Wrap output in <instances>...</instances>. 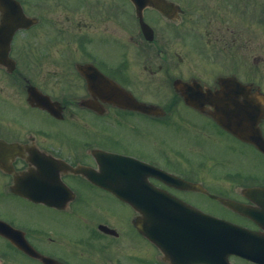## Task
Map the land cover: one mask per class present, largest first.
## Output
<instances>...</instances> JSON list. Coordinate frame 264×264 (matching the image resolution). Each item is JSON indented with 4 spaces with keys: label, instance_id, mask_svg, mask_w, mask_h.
Wrapping results in <instances>:
<instances>
[{
    "label": "flooded vegetation",
    "instance_id": "obj_1",
    "mask_svg": "<svg viewBox=\"0 0 264 264\" xmlns=\"http://www.w3.org/2000/svg\"><path fill=\"white\" fill-rule=\"evenodd\" d=\"M185 1L191 3L189 8L183 4ZM79 11L81 14L76 13ZM141 17L151 31L146 26L143 30ZM261 18H264V0H139V3L135 0H0V79L16 94L15 101L9 96L0 100L30 108L45 117V121L35 126L0 121V144L10 145L0 146V194L66 218L65 222L61 218L40 228L31 222L0 217L22 231L26 241L47 257L29 255L0 234V264H127L125 248L120 250V246L114 248V245L120 241L130 244L131 217L126 216V209L116 217L110 208L105 210L97 201L85 197L84 190L112 196L70 168L100 170L103 163L100 150L148 161L188 181L202 183L223 199L251 207L252 218L209 198L233 214L225 216L229 221L264 233L258 205H264V175L253 172L247 176L250 173L244 174L237 168L228 172L227 164L221 163L215 165L222 168L216 174L217 179L213 178L211 168L203 180L193 179L185 165L149 156L158 147L156 139L147 137L156 136L159 129L148 131L143 124L161 123L163 117L124 110L108 101L112 94L108 86L115 82L140 102L162 106L163 97L170 107L169 114L177 115L179 104L174 99L173 88L177 80L198 82L212 91L231 87L233 81L255 83L246 79L245 70L250 72L247 66L252 63V73L259 75V65L264 64V52L260 53L256 45L257 31L262 26L261 20L264 21ZM97 37L103 42L102 48H92ZM186 42L193 48L187 47ZM244 47L252 56L251 62L243 56ZM154 60L160 62L157 70L152 65ZM171 70L177 72L173 74ZM163 71L167 73L161 83L154 85L153 75ZM166 74L170 87L165 84ZM47 77H54L55 81L46 84ZM94 79L96 85L103 83L104 91L96 87ZM90 81H94V90ZM31 85L43 93L50 109L28 102ZM1 92L0 88L2 95ZM56 111L54 116L52 112ZM205 117L236 146H247L264 160V153L253 144L236 138L209 116ZM80 131L87 133L88 139H79ZM211 136L208 137L212 144H222ZM149 146L153 149L144 153ZM229 147L224 146L231 153H239L232 151V143ZM158 151L162 155L163 150L158 148ZM170 165L176 167L171 171ZM43 167L44 171L38 170ZM34 171L37 173L33 182L43 183L40 188L31 187L35 191L45 188L50 194L53 191L55 197L49 195V202L30 200L18 193L24 190L22 186L14 188L16 177L24 178V174ZM152 181L182 197L183 190L170 188L159 180ZM113 220L120 225L116 226ZM55 224L66 228L55 230ZM67 230L73 233L69 236Z\"/></svg>",
    "mask_w": 264,
    "mask_h": 264
},
{
    "label": "rangeland",
    "instance_id": "obj_2",
    "mask_svg": "<svg viewBox=\"0 0 264 264\" xmlns=\"http://www.w3.org/2000/svg\"><path fill=\"white\" fill-rule=\"evenodd\" d=\"M183 4L187 8L191 6V3H188L187 1H185ZM76 13L81 14L80 11ZM186 18L189 21L191 19V18H188V16ZM261 19H264V18H261ZM190 23L194 25L193 22H190ZM260 23L262 26L264 25L263 20H261ZM201 24L204 25V22L202 21ZM262 26H259V31H257V35H256L257 36L256 45H258V48H259L258 51L260 50V53L264 52V28ZM201 29L205 31L203 26L201 27ZM93 42L94 44L92 45V48H97V49L100 47L102 48L103 42L101 41L99 37L94 39ZM185 44L189 48L192 47L190 43L188 42H186ZM211 49L214 50L216 53L220 52L219 50H216L215 48L211 47ZM234 49H237V51H239L240 48L235 47ZM182 50L183 49H181L180 51ZM193 51L197 53L196 49H193ZM231 52L234 54V50H231ZM243 56H245L251 62L252 56L249 54L248 49L245 47L243 49ZM188 57L189 59H191V55L190 56L188 55ZM189 62L191 63V60H189ZM159 63L160 62L157 60L156 61L154 60V62L152 63V65L156 68V70L158 68ZM162 65L166 66L167 64L165 62H162ZM251 65L252 63H250V65L247 66L250 72H247L245 70L246 79L256 81V83L260 84L264 89V64L259 65L260 66L259 75L256 73H252L253 68ZM198 67L199 66H197V68ZM185 69H186V65H185ZM176 72L177 70H171V73L173 74ZM165 73L167 72L163 71V72L157 73L156 75H153L154 85L161 83V78L164 77ZM145 79L148 81L147 77H145ZM3 81L4 80L0 79V88L3 91V93L1 92L2 95L0 94V97L9 96L11 97V100L15 101L16 94H13L11 89L7 85H5ZM53 81H55L54 77H47V79H45L46 84L48 83L50 84ZM41 82H43V80H41ZM142 84L145 85L144 80ZM165 84L170 87L169 77L167 76V74H166ZM140 89H143V87H141ZM7 91H9V93H7ZM165 97L167 98L168 96L165 95ZM21 99L22 97H20V100ZM160 100L162 101V104H165L164 103L165 99L163 97ZM180 107H181L180 105L177 107L180 114L178 112L177 113L175 112V114L181 116L180 120L175 122V119L173 120L169 119L170 122L167 127L161 128L163 123H160L159 121H147V122H144L143 124V125L146 124L147 126L146 130L148 131L158 132V129H159V132L156 134V136L148 135L147 139L149 140L156 139L155 141L157 142V147L159 148V150H163L161 154L165 159L171 160L174 163L178 162L180 165L188 163V166L190 168L188 167L187 170L189 172H192V171L197 172L193 176L196 180H203L204 174L207 173L210 167L216 164H221V163L222 165L227 164L226 167H227L228 172L230 171L229 169H232V168H243V169H246L244 170V173H250L247 176H250L251 173H253L254 171L258 172L259 175H264V160L262 158H259L252 149L248 148L247 146L242 147V148H240L239 146H236L234 144L235 142L229 139L230 137L228 135L223 133L221 130L217 129L209 120L199 116L198 114L187 109L186 107H183V109ZM3 116H5V119L3 118ZM9 118L10 119L14 118L18 120L22 125H25V126L36 125L42 120L41 116L35 115L33 112L27 110L23 106H14L10 104L9 102L0 100V121H8ZM0 125L2 124L0 123ZM13 127H16V126L13 125ZM160 130H161V133H160ZM206 134H210V135H206ZM87 135H88L87 133L81 132L79 139H85ZM211 135L216 137L219 140V142H221L222 144H217L220 146H216V144H212L214 143L213 141L210 142V140L207 141L204 138V137L208 138L207 136H211ZM126 141L127 143H130V142L132 143L131 140L129 142V139H126ZM148 143H150V141ZM231 143L233 144V149H234L232 151H236L239 153L243 152V154L234 155V153H231L229 150H225L224 146L228 147L229 149L230 148L229 146ZM178 146L180 147V149H177ZM236 147H239L238 150H236ZM158 148H157V151L154 150L151 152V155H156L157 157L149 155L150 158L156 159V160L161 158L160 154L158 153ZM152 149L153 148L149 146L148 148L144 149L143 152L147 153L148 150H152ZM201 149H204L203 159L205 158L207 159V157H210V156H206V153L208 154L215 153L218 155L217 156L218 159H214V158H211L210 160L207 159L208 166L205 167V172H204L205 163L203 167H200V168L196 167V165L200 166L203 163V159H201L199 157V154H197ZM191 168H195V170ZM223 174H225V171H223L222 175ZM213 178L217 179V176L214 175ZM223 178H226V175L223 176ZM220 180L221 178L219 179V181ZM82 193H84V196L89 198L90 200L97 201L102 207H104L103 209L108 210V208H110L113 213H116L115 215L116 217H118L119 215H123L124 213L123 208H122L123 205H120L119 202H117L114 198L105 197L102 193L93 192V191L85 193V190H84V192ZM190 196L191 195H184L185 198L196 202L202 208H205L209 211H212L222 216H232L233 215L230 212L226 211L225 208L220 207L216 203H213L208 200H203V199H196L197 201H195L191 199ZM32 207L33 206L28 203H25L19 200H14V199L9 198L6 195L0 194V217L1 218H5L7 220L16 219L21 222H27V223L31 222L35 225H38L40 228L41 227L46 228L47 226L53 224L52 222H55L61 218L65 222L66 218L64 216L60 218L59 216H55V213L53 212L47 211L45 209H40V208H35V207L32 208ZM113 222H116V221L113 220ZM114 224L116 226L120 225L117 222ZM55 225H56L55 230L66 228L65 226H62V225H57V224ZM72 233L73 231L71 230L66 231V234L69 236ZM146 244L147 245L142 244L141 246L137 247L134 241L132 242L130 241L129 245H126L122 241H120V244L116 243L114 245V248L117 246H120L119 247L120 250H121V247L125 248L126 256L124 254L125 256L124 263L129 264L128 260H131L130 258L131 255L127 253H131L132 256H135L134 254H136L135 258L138 261V263H140V261L143 262V259H141V256H142V257H147V263L143 262V264H155L156 262H154V260L152 259L153 256H156L154 246L150 243H146ZM142 247L146 250L145 254L143 253ZM79 249L83 253H86L81 248ZM158 256L160 255L158 254Z\"/></svg>",
    "mask_w": 264,
    "mask_h": 264
},
{
    "label": "water",
    "instance_id": "obj_3",
    "mask_svg": "<svg viewBox=\"0 0 264 264\" xmlns=\"http://www.w3.org/2000/svg\"><path fill=\"white\" fill-rule=\"evenodd\" d=\"M176 86L188 104L211 114L219 124L234 134L252 141L259 139V135H255L254 131L256 122L264 112L262 95L257 96L258 100L245 99L242 104H238L229 89L218 94L204 91L197 85L177 83ZM239 89L243 91L244 96L249 90L245 86ZM207 104L213 111L206 108ZM126 176L136 178L133 173ZM140 178L145 180L146 175ZM128 179L126 178L127 181ZM121 184V187H117L120 185L111 181L109 186L116 188L115 193L119 197L132 203L143 214L138 228L164 251L172 264H194L199 261L227 264L228 255L233 253L251 260L264 261V238L202 215L191 208L175 203L167 206L166 204L172 203V200L151 186L143 184L142 187L135 188L130 181L129 186H125L127 182L124 179L121 180ZM161 198L165 206L158 209L156 205ZM233 206L240 209L236 205ZM8 235L12 238L10 234Z\"/></svg>",
    "mask_w": 264,
    "mask_h": 264
}]
</instances>
